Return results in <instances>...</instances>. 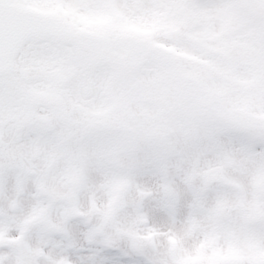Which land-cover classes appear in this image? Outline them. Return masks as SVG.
<instances>
[{"label": "snow or ice", "instance_id": "1", "mask_svg": "<svg viewBox=\"0 0 264 264\" xmlns=\"http://www.w3.org/2000/svg\"><path fill=\"white\" fill-rule=\"evenodd\" d=\"M0 264H264V0H0Z\"/></svg>", "mask_w": 264, "mask_h": 264}]
</instances>
